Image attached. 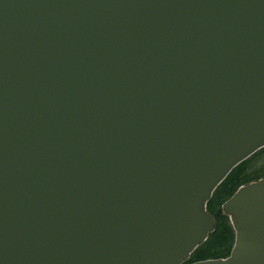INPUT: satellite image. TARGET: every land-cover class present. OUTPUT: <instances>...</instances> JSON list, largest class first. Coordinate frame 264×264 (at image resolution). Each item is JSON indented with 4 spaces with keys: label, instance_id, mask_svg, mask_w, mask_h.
Masks as SVG:
<instances>
[{
    "label": "water",
    "instance_id": "1",
    "mask_svg": "<svg viewBox=\"0 0 264 264\" xmlns=\"http://www.w3.org/2000/svg\"><path fill=\"white\" fill-rule=\"evenodd\" d=\"M264 0H0V264H264Z\"/></svg>",
    "mask_w": 264,
    "mask_h": 264
},
{
    "label": "trees",
    "instance_id": "2",
    "mask_svg": "<svg viewBox=\"0 0 264 264\" xmlns=\"http://www.w3.org/2000/svg\"><path fill=\"white\" fill-rule=\"evenodd\" d=\"M264 177V147L238 163L219 183L207 201L206 209L214 216L216 227L208 233L206 240L197 245L188 256V262L207 258L227 257L234 241V232L228 216L221 211V205L240 185Z\"/></svg>",
    "mask_w": 264,
    "mask_h": 264
}]
</instances>
